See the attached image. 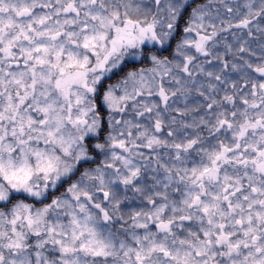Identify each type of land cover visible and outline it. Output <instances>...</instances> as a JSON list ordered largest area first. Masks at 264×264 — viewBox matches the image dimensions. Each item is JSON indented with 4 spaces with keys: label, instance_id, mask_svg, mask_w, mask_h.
Listing matches in <instances>:
<instances>
[{
    "label": "snow or ice",
    "instance_id": "snow-or-ice-1",
    "mask_svg": "<svg viewBox=\"0 0 264 264\" xmlns=\"http://www.w3.org/2000/svg\"><path fill=\"white\" fill-rule=\"evenodd\" d=\"M0 264H264V0H0Z\"/></svg>",
    "mask_w": 264,
    "mask_h": 264
}]
</instances>
